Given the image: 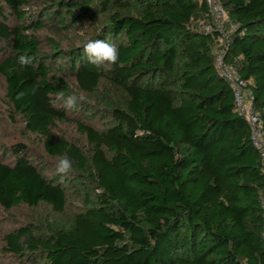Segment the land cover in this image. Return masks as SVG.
Masks as SVG:
<instances>
[{
    "label": "trees",
    "instance_id": "obj_1",
    "mask_svg": "<svg viewBox=\"0 0 264 264\" xmlns=\"http://www.w3.org/2000/svg\"><path fill=\"white\" fill-rule=\"evenodd\" d=\"M219 1L237 26L224 61L247 82L264 131V0ZM31 2L41 0H0V74L27 131L73 169L46 173L26 145H0V206L61 215L68 197H83L85 207L9 230L2 252L15 264H264V175L215 70L220 36L201 30L206 0H42L28 11ZM84 22L97 31L68 50H46L38 35ZM97 39L118 49L111 69L83 53ZM59 91L87 100L66 111ZM69 112L88 123L74 120L87 152L53 133Z\"/></svg>",
    "mask_w": 264,
    "mask_h": 264
},
{
    "label": "rangeland",
    "instance_id": "obj_2",
    "mask_svg": "<svg viewBox=\"0 0 264 264\" xmlns=\"http://www.w3.org/2000/svg\"><path fill=\"white\" fill-rule=\"evenodd\" d=\"M43 6L40 3L31 2L25 9L28 11L35 10V8ZM230 22H226V30L230 31ZM95 22H84L75 29L61 31L58 34L51 33L48 30H41L38 32L39 37L43 41V45L48 50L51 41H56L63 50H68L81 43L84 39L97 31ZM0 54V59H1ZM2 60H0L1 62ZM67 81L71 84L74 91H77L76 83L73 77H68ZM100 92H105L101 86ZM81 100L87 98L84 95L78 94ZM90 100L94 101L93 98ZM91 101V102H92ZM70 122H57L53 129L56 136L64 137L68 142L79 146L84 152L88 151V144L85 136L77 129L74 120H80L88 124L85 119L80 118L79 114L68 113ZM78 118V119H77ZM95 127H100V121L92 123ZM15 143H22L26 145L36 161H41L48 167L46 173L56 172V164L58 160L49 157L44 150L43 138L38 135L31 134L27 131L23 120L20 116L14 113L12 107L6 97V82L4 77L0 74V145L9 146ZM85 207L83 197H68L66 207L61 215L55 214L52 209L45 205H39L36 208L27 206H20L12 210H5L0 206V264H15L10 257L2 252L4 246L3 237L11 229L18 228L24 224H47L55 217L58 220L68 219L74 214L79 213Z\"/></svg>",
    "mask_w": 264,
    "mask_h": 264
},
{
    "label": "built area",
    "instance_id": "obj_3",
    "mask_svg": "<svg viewBox=\"0 0 264 264\" xmlns=\"http://www.w3.org/2000/svg\"><path fill=\"white\" fill-rule=\"evenodd\" d=\"M208 6V17L211 22L201 23V30L206 34L217 32L220 36L222 48H213V57L216 73L223 78L231 90L233 103L237 114L243 117L248 125L250 140L253 147L257 150L264 175V131L259 113L253 107V96L248 88L247 82L240 76L236 68L228 65L224 61L227 52L229 36L237 27L233 23L230 31L226 30L225 23L229 22L228 16L219 0H206ZM261 207L264 218V197ZM264 237V233H263Z\"/></svg>",
    "mask_w": 264,
    "mask_h": 264
},
{
    "label": "clouds",
    "instance_id": "obj_4",
    "mask_svg": "<svg viewBox=\"0 0 264 264\" xmlns=\"http://www.w3.org/2000/svg\"><path fill=\"white\" fill-rule=\"evenodd\" d=\"M83 53L88 61L96 67H105L111 69L119 58L118 49L114 44L104 40H89L83 46ZM18 63L21 67H27L32 63V58L27 55H20ZM80 98L75 95H65L63 91L55 94V101L61 104L66 111L76 108ZM73 169V163L67 155H62L56 164V173L60 176H67Z\"/></svg>",
    "mask_w": 264,
    "mask_h": 264
}]
</instances>
